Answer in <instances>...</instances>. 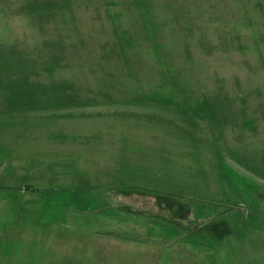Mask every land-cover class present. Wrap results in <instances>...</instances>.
<instances>
[{
	"label": "rangeland",
	"instance_id": "1",
	"mask_svg": "<svg viewBox=\"0 0 264 264\" xmlns=\"http://www.w3.org/2000/svg\"><path fill=\"white\" fill-rule=\"evenodd\" d=\"M0 264H264V0H0Z\"/></svg>",
	"mask_w": 264,
	"mask_h": 264
},
{
	"label": "crops",
	"instance_id": "2",
	"mask_svg": "<svg viewBox=\"0 0 264 264\" xmlns=\"http://www.w3.org/2000/svg\"><path fill=\"white\" fill-rule=\"evenodd\" d=\"M90 136V135H89ZM89 136H87L86 137V139L84 138V140H79V141H81V142H79V143H83V146H87V147H89V149H86V150H89V151H91V147H90V145H87V144H89L90 143V141H91V137H89ZM69 141L70 142H73L74 144H76L77 143V141H78V138L75 136V134H69ZM65 148H67V146L65 145L64 147H63V149L65 150ZM68 149H69V151H72L73 150V148L71 147V146H69L68 147ZM60 155H61V151H60ZM69 160H68V163H67V165L64 163V162H66L67 160H53L52 161V163L51 164H49V168L48 169H77V163H78V161H77V156H75V155H73V154H69ZM62 159H66V158H62ZM81 162L83 163V164H85V165H87V163L88 162H91L90 164H94V163H96L97 165H99L98 163H100V162H102V161H99V160H92V161H90V159H87V160H85V159H83V160H81ZM35 163V162H34ZM105 165V164H104ZM108 166V165H107ZM67 167V168H66ZM32 169H43V167H41V166H38L37 164L35 165V164H33V168ZM46 169V168H45ZM123 169V168H122ZM83 190H85L86 191V187H84V188H82ZM89 193H91V192H85V193H83L84 195H80V197H82V199L83 200H85L88 204L91 202V200L89 199V198H86V196H85V194H88V195H90ZM84 196V197H83ZM103 207H105V206H103ZM72 210V212L74 213V214H76V212L77 213H79V215H81V214H83V213H86L87 212V210H88V212L90 211V210H92V208H86V210L85 209H83V210H80V209H71ZM101 210H103V208L101 209ZM136 213V212H135ZM100 214L102 215V217H103V214H106L105 212L103 213V212H100ZM107 214H108V212H107ZM106 220H108V219H101V221L102 222H104V221H106Z\"/></svg>",
	"mask_w": 264,
	"mask_h": 264
}]
</instances>
